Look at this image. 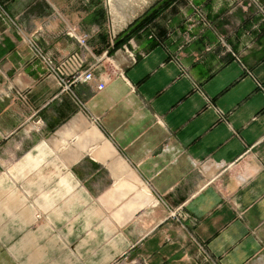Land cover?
<instances>
[{
  "label": "crops",
  "instance_id": "0c3cea01",
  "mask_svg": "<svg viewBox=\"0 0 264 264\" xmlns=\"http://www.w3.org/2000/svg\"><path fill=\"white\" fill-rule=\"evenodd\" d=\"M69 1L0 0V264H210L191 237L264 264V0H155L95 41ZM25 37L94 80L60 93Z\"/></svg>",
  "mask_w": 264,
  "mask_h": 264
},
{
  "label": "built area",
  "instance_id": "2783aa9c",
  "mask_svg": "<svg viewBox=\"0 0 264 264\" xmlns=\"http://www.w3.org/2000/svg\"><path fill=\"white\" fill-rule=\"evenodd\" d=\"M139 5H137L136 7H140ZM128 11L129 10L124 9L122 11V13L124 14V17L125 16L126 17L125 18L123 17L121 19H116L117 22H113L112 14L109 12V15L111 17L110 18L109 32L112 33L113 38L115 37V34H116L115 33V27L117 26V23L118 22L122 23V21H124L125 23H123V27H125L127 19L133 17L134 11L133 12L129 11L130 14H127L126 12H128ZM194 11L201 17V12L198 9L194 8ZM68 34L70 37L75 38L81 46H85V43L88 39L87 34H82V35L77 36L74 29L70 30ZM25 42L27 44L28 50L31 53L32 57L34 59L38 60L44 66L47 74L49 76H52L56 80L57 85L60 89L59 90L60 93H69L70 94L72 87L76 86L77 84H86V83H90L94 80L92 68H89L85 71H75L68 76L62 75L59 72V66L57 65L56 60L51 55L42 51V49L37 45L36 41L33 38L25 37ZM123 52L125 55V59L129 60L131 63H134L136 61L137 54L135 52L128 50L127 48H124ZM103 87H104V85L99 82L96 86V89L102 90ZM16 96L20 101H22V102L26 101V95H23V94L18 92L16 94ZM40 122L41 121L38 120L36 122V124L39 125ZM36 218L39 219V216H36ZM166 219H171L172 221L180 224V226L186 225V224H184L186 222H191L190 216L187 213L183 212L182 207H177L175 209L169 210V213H168ZM191 240L197 248L198 255L202 256L206 262L213 264L211 261V257L209 256V254L207 253V251L203 247V245L198 243L193 237H191Z\"/></svg>",
  "mask_w": 264,
  "mask_h": 264
},
{
  "label": "rangeland",
  "instance_id": "374dc122",
  "mask_svg": "<svg viewBox=\"0 0 264 264\" xmlns=\"http://www.w3.org/2000/svg\"><path fill=\"white\" fill-rule=\"evenodd\" d=\"M155 0H145V3H138V5L140 7H134L132 10H130V8H127V10L129 11H134L133 13H135L134 18L146 11V9L153 4ZM71 3L68 4V9L71 12H76V13H83L84 11H88L89 10H94V13H96L98 15V21L95 23V31H94V36H93V40H97V36L100 35H104L107 36V32H109L110 29V15L109 12L112 14V18H113V22H117L116 19H120L124 16L115 18V16H120V14H114L112 12L111 6H109L110 0H71L69 1ZM142 4V5H141ZM111 9V11H110ZM67 11V9H66ZM126 12L127 14H130V12ZM122 15V14H121ZM126 17V16H125ZM124 17V18H125ZM123 23H125L124 21H122V23H117V26L115 27V33L118 34L120 31V28H123ZM128 23V20L126 21V24ZM108 26V27H107ZM108 28V29H107ZM125 30V29H124ZM93 40H91V43H93ZM135 43L137 44V42L135 41ZM65 146V145H63ZM38 167V163L36 165ZM34 182H31V184H33ZM49 186V183H47ZM33 187V186H32ZM170 221H172L171 219H168ZM96 240L102 241V236H100L99 238H97ZM95 250L96 253H100V254H104V246L102 244H98L95 246Z\"/></svg>",
  "mask_w": 264,
  "mask_h": 264
},
{
  "label": "trees",
  "instance_id": "16d2710c",
  "mask_svg": "<svg viewBox=\"0 0 264 264\" xmlns=\"http://www.w3.org/2000/svg\"><path fill=\"white\" fill-rule=\"evenodd\" d=\"M164 6H165V4H164ZM160 11L154 10L152 13L144 14L143 18L136 19L135 21H133L125 30V32L128 31V34H126L122 38H120V35L116 36V38L114 40L113 48L111 51H109V54L114 53L124 43H127L130 38L136 37L140 31L144 30L150 23H152L157 18ZM92 18H93V21H95V22L98 21V15L96 13H94Z\"/></svg>",
  "mask_w": 264,
  "mask_h": 264
},
{
  "label": "bare ground",
  "instance_id": "6f19581e",
  "mask_svg": "<svg viewBox=\"0 0 264 264\" xmlns=\"http://www.w3.org/2000/svg\"><path fill=\"white\" fill-rule=\"evenodd\" d=\"M144 2L145 0H110L111 5L109 4V6H111L112 12L114 14H120V16H115V18H118L124 16V14L122 13L124 9L130 8V10H132L135 6L138 5V3Z\"/></svg>",
  "mask_w": 264,
  "mask_h": 264
}]
</instances>
